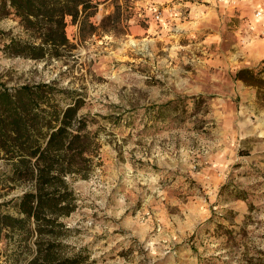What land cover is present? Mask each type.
<instances>
[{
  "label": "rangeland",
  "instance_id": "374dc122",
  "mask_svg": "<svg viewBox=\"0 0 264 264\" xmlns=\"http://www.w3.org/2000/svg\"><path fill=\"white\" fill-rule=\"evenodd\" d=\"M94 1L97 29L68 17L76 48L59 60L6 56V39L28 35L0 17V79L78 89L98 143L90 176L73 180L63 241L85 264H264V89L237 78L263 69L264 39L247 24L264 0H199L205 12L181 19L154 0ZM3 186L0 202L27 188ZM7 238L0 264H27L33 251Z\"/></svg>",
  "mask_w": 264,
  "mask_h": 264
},
{
  "label": "trees",
  "instance_id": "16d2710c",
  "mask_svg": "<svg viewBox=\"0 0 264 264\" xmlns=\"http://www.w3.org/2000/svg\"><path fill=\"white\" fill-rule=\"evenodd\" d=\"M97 8L94 0H0V17L13 15L28 35L9 37L3 51L36 61L62 59L76 48L66 32L67 18L80 32L93 33L97 27L90 18ZM101 27L113 29L106 18ZM262 65L261 71L240 69L237 78L264 89V60ZM84 105L78 89L60 87L57 79L15 86L0 79V159L10 166L0 181L3 188L27 186L0 202V242L10 237L16 252L33 251L27 264L88 261L84 249L70 251L63 241L69 228L62 220L78 207L73 180L87 179L96 167L98 143L81 114ZM11 204L16 214L1 210Z\"/></svg>",
  "mask_w": 264,
  "mask_h": 264
},
{
  "label": "crops",
  "instance_id": "0c3cea01",
  "mask_svg": "<svg viewBox=\"0 0 264 264\" xmlns=\"http://www.w3.org/2000/svg\"><path fill=\"white\" fill-rule=\"evenodd\" d=\"M158 1L159 5H164L163 9L169 8L171 11V16H174L175 19L186 18L189 15L190 11H200L205 12L208 5L204 3H198L199 0H154ZM157 3V2H156ZM198 4V5H197ZM155 11H159L164 15V11L156 6ZM257 25H261L260 21H256ZM260 27V26H259ZM264 50V47H260V45L256 46V51L261 52Z\"/></svg>",
  "mask_w": 264,
  "mask_h": 264
},
{
  "label": "built area",
  "instance_id": "2783aa9c",
  "mask_svg": "<svg viewBox=\"0 0 264 264\" xmlns=\"http://www.w3.org/2000/svg\"><path fill=\"white\" fill-rule=\"evenodd\" d=\"M161 17H162V13L159 12V11L156 12L155 19L156 20H160ZM253 18H254L255 22L257 20L263 19L264 18V7L255 8V10L253 12ZM247 25H248V31H250L254 35H257L259 38L264 39V26L263 27H258L256 25V23L252 24L251 22H249Z\"/></svg>",
  "mask_w": 264,
  "mask_h": 264
},
{
  "label": "bare ground",
  "instance_id": "6f19581e",
  "mask_svg": "<svg viewBox=\"0 0 264 264\" xmlns=\"http://www.w3.org/2000/svg\"><path fill=\"white\" fill-rule=\"evenodd\" d=\"M129 41L133 42L134 40L131 38ZM135 42V41H134ZM140 43V42H139Z\"/></svg>",
  "mask_w": 264,
  "mask_h": 264
}]
</instances>
